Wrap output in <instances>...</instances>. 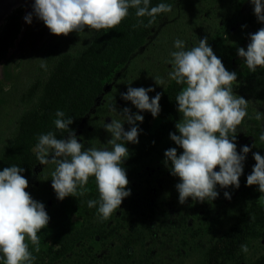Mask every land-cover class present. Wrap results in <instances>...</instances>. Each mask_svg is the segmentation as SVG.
Returning a JSON list of instances; mask_svg holds the SVG:
<instances>
[{
  "label": "clouds",
  "instance_id": "9594fccd",
  "mask_svg": "<svg viewBox=\"0 0 264 264\" xmlns=\"http://www.w3.org/2000/svg\"><path fill=\"white\" fill-rule=\"evenodd\" d=\"M30 3L23 20L32 25L40 22L53 36L67 37L71 33L86 30L91 40L92 32L108 31L118 27L129 16V9H135L136 23L133 29L154 25L162 13L173 10L172 4L158 3L151 6V0H24ZM253 6L257 21L264 25V0H247ZM147 17V24L144 19ZM241 27H245L242 25ZM249 43L237 48V55L243 59L250 72L264 69V26L249 34ZM170 52L171 71L166 77L153 78L155 85L166 86L174 81L185 85L175 97L177 112L182 119L175 123L176 132H170V139L177 145L164 152L165 166L170 174L179 178L175 185L178 202L183 205L189 198L203 203L214 201L218 196L217 186L222 189L240 187L246 154L254 147L243 145L237 151L238 128L248 116L249 100L234 92L237 73L229 71L208 44V36L199 39L198 45L186 48L179 38L174 41ZM46 70L44 62L40 64ZM120 93L124 101H130L140 112H150L153 118L161 111V93L154 87H132ZM110 111L117 112L122 119H111L103 128L110 133L107 143L110 148H85L77 138L74 123L65 112L57 110L53 121L55 128L66 137L57 138L52 131L41 134L35 145L36 159L41 165H54L50 174L51 187L60 201L66 197L85 195L90 178H94L98 200L87 201L89 208L96 207L98 218L108 220L120 208L124 198L131 194L127 187L129 180L124 161L129 149L123 142L138 143L139 125L143 115L124 107L117 111L115 103ZM254 119L264 121V113L256 110ZM124 122L130 127L124 128ZM178 133V134H177ZM264 141V133L259 137ZM255 161L246 186H258L264 193V155L252 152ZM170 162V163H169ZM218 168V170H216ZM23 167L12 165L0 170V261L3 264H34L41 251L38 233L47 228L50 217L45 205L26 190L29 181L22 175ZM231 199L228 191L223 193ZM98 205V207H97ZM30 245L32 248L30 249ZM240 249L248 253L247 244Z\"/></svg>",
  "mask_w": 264,
  "mask_h": 264
},
{
  "label": "rangeland",
  "instance_id": "374dc122",
  "mask_svg": "<svg viewBox=\"0 0 264 264\" xmlns=\"http://www.w3.org/2000/svg\"><path fill=\"white\" fill-rule=\"evenodd\" d=\"M247 3L242 0H175L173 10L166 13L155 26L144 47L117 71L76 131L77 138L85 148L111 147L107 143L111 138L110 133L104 130L103 125L111 119L122 117L110 111V104L115 103L117 111L128 107L132 112L143 115L144 112L136 109L130 101L122 100L120 93L127 90L129 82H132V87H154L155 91L149 93L150 97L160 92L163 87L155 85L153 78L166 77L171 71L170 52L176 50L173 44L177 38L185 42L186 48H191L198 45L199 39L208 36V44L221 58L224 66L237 73L234 92L249 100L248 116L238 128L236 143L237 149L243 145H253L246 154V158L251 157L252 152L258 149L257 132L264 133V121L254 119L256 110L264 113V69L257 68L255 73L249 71L243 59L237 55V48H245L250 33L241 30L242 27L237 23L235 26L230 25L237 18L241 21L238 11L245 13L248 10ZM26 10H30V4L24 0L18 1V4L4 11L5 15L0 22L1 29L8 15L13 11L21 12L19 33L8 48L5 58L0 61V146L11 136L22 109L15 102L16 94L35 80L45 48L56 41L65 51L80 48L87 42L86 37L89 35L87 30L79 34L71 33L67 37L53 36L49 32L45 35L37 34L36 21L28 25L23 20ZM159 124L157 117L152 118L151 130H156ZM129 127L124 122L125 130ZM171 147H176L178 153L182 151L169 137L135 173L129 187L133 200L127 204V210L138 218V212L144 209L147 200L155 208L156 216L160 219L158 234L155 236L157 240L153 246L160 253V264H208L202 247L209 238L216 237L228 228L245 201L239 192L233 193L231 187L222 189L217 186L219 196L214 201L200 203L189 198L181 205L175 188L179 178L172 176L164 163V152ZM54 167L52 164L42 165L39 172L28 180L29 187L26 189L33 199L45 205L48 215L60 202L51 187L50 174ZM225 191L231 194V199L224 197ZM169 210L173 212L171 216L167 215ZM71 218L79 221L74 214ZM50 226L51 219L47 228L38 233L41 251H33L37 262L41 264H104L111 254L108 245L116 242L124 232V228L119 227L109 239H82L64 257L56 259L53 251L57 247L52 245L54 233ZM195 231L201 234L208 232L209 235L200 242L198 237L191 236ZM247 246L248 253L242 252L236 261L228 264H262L258 261L264 256V238L254 239ZM0 264L3 262L0 261Z\"/></svg>",
  "mask_w": 264,
  "mask_h": 264
},
{
  "label": "trees",
  "instance_id": "16d2710c",
  "mask_svg": "<svg viewBox=\"0 0 264 264\" xmlns=\"http://www.w3.org/2000/svg\"><path fill=\"white\" fill-rule=\"evenodd\" d=\"M174 1L151 0V6L158 3L173 5ZM247 7L245 13L238 11L241 21L237 18L230 25H244L241 30L254 33L264 25L257 21L253 6L247 3ZM165 15L166 13L160 14L154 25L133 29L132 25L137 18L135 9H129V16L118 27L92 32L91 40L88 39L80 48L65 51L59 42L50 43L42 54V62L47 65L46 70L39 66L35 80L16 94L15 102L22 109L11 136L0 146V170L18 165L25 169L22 175L29 180L42 167L35 153L39 135L49 131L54 132L57 138L67 135L55 128V112L62 110L66 117H71L74 123L70 127L76 132L117 71L144 47L153 29ZM20 16V11H13L6 17L0 29V61L5 58L8 48L19 33ZM143 19L147 24L148 18ZM249 42L248 40L247 44ZM182 87L185 85L170 81L160 90L161 111L157 116L160 124L156 130L150 128L153 116L144 111L143 122H137L140 129L139 142L132 144L121 141L130 152L123 164L129 180L128 188L135 173L163 146L169 133L175 130V123L182 119L175 101ZM1 92L0 83V97ZM262 133L257 132L259 144L256 152L264 155V141L259 139ZM239 150L237 149L238 152ZM254 164L252 156L246 158L240 187L230 188L233 193L241 194L245 201L244 206L225 231L209 238L202 247L208 264H228L236 261L242 253V244L248 245L254 239L264 238V193L257 190L258 186H246V176L250 174ZM87 188L89 191L83 196H69L60 201L49 215L50 228L54 233L52 245L57 247L53 251L56 259L64 257L82 239H109L119 227H123L121 237L108 245L111 254L109 253V260L104 264H160V253L153 246L157 240L155 236L158 234L160 218L156 216V210L148 200L136 218L127 210V204L133 200L131 191L117 212L110 219L102 221L98 218L97 208L87 206L88 200L99 198L94 178H90ZM73 214L79 221L72 220ZM167 215L171 216L169 212ZM208 235V232L201 234L195 231L191 236L198 237V241L202 242ZM260 262L264 264V256L259 259L258 263ZM34 264L41 263L36 260Z\"/></svg>",
  "mask_w": 264,
  "mask_h": 264
},
{
  "label": "bare ground",
  "instance_id": "6f19581e",
  "mask_svg": "<svg viewBox=\"0 0 264 264\" xmlns=\"http://www.w3.org/2000/svg\"><path fill=\"white\" fill-rule=\"evenodd\" d=\"M18 1H21V0H0V22H1V19L3 18V16L5 15L4 11H7L9 8H11L12 5L14 4H18ZM30 4V3H29ZM35 28H38L37 29V34H42L46 32H48V30L43 26L42 23L40 22H36V26ZM45 28V29H44ZM41 36V35H40ZM43 36V35H42ZM35 38V37H34ZM49 38V37H48ZM47 38V39H48ZM40 40V39H38ZM30 46V45H29ZM22 52V51H21Z\"/></svg>",
  "mask_w": 264,
  "mask_h": 264
},
{
  "label": "flooded vegetation",
  "instance_id": "af4514ba",
  "mask_svg": "<svg viewBox=\"0 0 264 264\" xmlns=\"http://www.w3.org/2000/svg\"><path fill=\"white\" fill-rule=\"evenodd\" d=\"M240 149V147H239ZM38 169V168H37ZM39 170V169H38ZM38 170H36L35 172H37ZM39 172V171H38ZM36 184H38L37 182H35ZM169 213L172 214L173 212L169 210Z\"/></svg>",
  "mask_w": 264,
  "mask_h": 264
}]
</instances>
